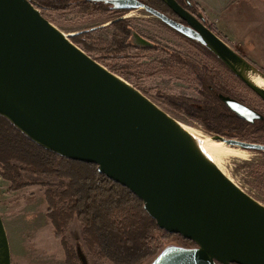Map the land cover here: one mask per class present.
<instances>
[{
  "label": "water",
  "instance_id": "1",
  "mask_svg": "<svg viewBox=\"0 0 264 264\" xmlns=\"http://www.w3.org/2000/svg\"><path fill=\"white\" fill-rule=\"evenodd\" d=\"M102 1L114 10L144 9L200 43L264 101V88L251 79L264 80V71L202 15L195 17L177 0H161L184 25L141 0ZM71 36L32 0H0V117L47 151L95 164L136 195L160 229L194 243L167 245L150 264H264V204L226 176L176 118ZM218 96L240 119H264L238 100ZM210 135L264 152V144ZM0 264H12L1 212Z\"/></svg>",
  "mask_w": 264,
  "mask_h": 264
},
{
  "label": "rangeland",
  "instance_id": "2",
  "mask_svg": "<svg viewBox=\"0 0 264 264\" xmlns=\"http://www.w3.org/2000/svg\"><path fill=\"white\" fill-rule=\"evenodd\" d=\"M54 1L56 8L36 7L66 35H72V42L141 90L172 117L211 137L205 130V122L185 112H178L167 104L168 100L177 99L183 104L187 103L186 109L199 110L208 103L209 92L205 85L198 87L191 82L193 78L189 69L192 70L193 67H186L183 57L197 53L195 49H200L197 43H191L189 38L186 37L190 40L187 41L179 36L144 9L113 13L112 6L90 2L93 0H74L72 4L62 8H58L60 2ZM186 1L184 6L191 5L190 0V4ZM42 3V0H39V4ZM191 6L199 17L202 15L207 19L204 11L193 4ZM235 8L232 13L234 8L227 11L226 19L230 20L231 26L229 37L232 39L225 41L264 71V0H238ZM209 21V18L208 21L205 20L210 29L211 25L216 27ZM202 53L204 54L203 51ZM201 55L196 57H202L204 63L212 65L210 59L205 58V54ZM179 56L184 64L179 65L176 62L175 59ZM217 72L213 81L219 84L221 89L264 111V101L255 92H251L246 85L234 76L227 75L219 67ZM7 133L5 123L0 120V148L6 147L10 150L11 136ZM251 139L252 141L248 142L264 143V135L260 133L253 134ZM225 147L236 152L247 151L248 156L244 158L228 155L222 166L234 183L264 204V152L226 144ZM13 151L14 154L20 153L19 149ZM31 177L37 181H54L46 176ZM10 188V182L0 176V212L11 245L12 264H65L62 245L53 232L52 224L46 218L45 188L34 185L15 192H11ZM67 236L71 246L81 251L88 264H112L108 260L97 261L92 258L77 219L71 222ZM158 237H162V234ZM170 244L193 246L170 238L154 256L141 264H150Z\"/></svg>",
  "mask_w": 264,
  "mask_h": 264
},
{
  "label": "trees",
  "instance_id": "3",
  "mask_svg": "<svg viewBox=\"0 0 264 264\" xmlns=\"http://www.w3.org/2000/svg\"><path fill=\"white\" fill-rule=\"evenodd\" d=\"M32 1L43 9L56 8L54 0H42V5L39 4V0ZM56 1L60 2L58 8H62L72 4L74 0ZM141 1L162 13L174 15L161 0ZM177 1L184 6L186 0ZM190 1L191 5L204 11L194 0ZM203 13L205 15V11ZM206 18L205 20L208 21L207 16ZM209 22L212 24L211 21ZM211 27L221 38L229 41L214 25ZM171 30L190 41L182 34ZM199 46L209 59H214L220 67L240 81L208 49ZM175 60L179 65L184 64L181 56ZM207 79L214 90L223 91L221 86L213 81L214 77L209 75ZM205 88L211 97L208 96V103L199 110L192 108L188 110L185 107L187 103L183 104L177 99L168 100L167 104L178 112H185L205 122V130L209 134L247 142L252 141L253 134L264 135V120L258 122L255 129L245 131L243 120L221 101L219 94L214 95L208 85H205ZM0 120L5 123L7 134L11 136V149L0 148V176L10 182L11 192L34 185L45 188L46 218L52 224L53 232L62 245L65 264H81L78 251L71 246L67 236L69 226L74 219L79 221L87 249L97 261L108 260L112 264H141L154 256L162 244L170 238L194 246L192 241L160 229L144 210L142 201L126 187L99 173L95 164L70 160L47 151L28 139L6 119L0 117ZM16 149L20 150L19 154H14L13 150ZM30 175L46 176L53 178L54 181H37ZM157 234H162V237H158Z\"/></svg>",
  "mask_w": 264,
  "mask_h": 264
},
{
  "label": "flooded vegetation",
  "instance_id": "4",
  "mask_svg": "<svg viewBox=\"0 0 264 264\" xmlns=\"http://www.w3.org/2000/svg\"><path fill=\"white\" fill-rule=\"evenodd\" d=\"M90 2H92V3H98V5L100 4H102V5H108V6H111L110 4H105L102 0H93V1H90ZM182 6H183V4H182ZM185 7V6H184ZM190 13H192L195 17H197V18H199L200 19V17L198 16V14H197V12L191 7V6H186L185 7ZM131 11H133V10H113V13L114 12H116V13H122V12H125V13H128V12H131ZM164 13V12H163ZM165 15H167L168 17H170V18H172V19H174L175 21H177V22H180V23H182V24H184V25H187V23L185 22V21H183L181 18H179L176 14H174V15H172V14H169V13H164ZM161 21V20H160ZM165 24V23H164ZM168 26V25H167ZM191 40V39H190ZM194 43H197V44H199V45H201L200 43H198V42H196V41H194V40H192ZM200 47V46H199ZM195 51L197 52V53H195V54H192L193 56H191V55H189V54H187V56L186 55H184L183 57H184V60H185V66L186 67H189V68H191V67H193L192 68V70H190L189 69V74H190V76L193 78L192 80H191V82H193V83H195L198 87H204V85H208L209 86V88L211 89V90H213V93H214V95H216L217 96V94H223V95H225V96H229V97H232V98H234V99H236V100H238L239 102H241V103H243V104H245V105H247V106H249V107H251L252 109H254V110H256V111H258L259 113H261L262 115H264V111H261V110H259L258 108H256V107H253L251 104H249V103H247V102H245L244 100H242L241 98H239V97H236L235 95H233L232 93H230L229 91H218V90H214L213 88H212V86H210V84L208 83V81H209V79H207L208 77H209V75L208 74H211L210 76H212V77H215V76H217V74H218V72H217V68L219 67V69H221L223 72H226L227 73V75L229 74L225 69H223L222 67H220L218 64H217V62H215V60L214 59H210V61L212 62V65H208L207 63H204V61H202V57L201 58H197L196 57V55H201V56H203L204 54L202 53V49H201V47H200V49L199 48H196L195 49ZM212 53V52H211ZM213 54V53H212ZM214 55V54H213ZM205 56V58H209V56H207V55H204ZM215 56V55H214ZM216 57V56H215ZM246 57V56H245ZM217 58V57H216ZM247 58V57H246ZM218 59V58H217ZM249 59V58H248ZM250 60V59H249ZM251 61V60H250ZM252 62V61H251ZM234 74V73H233ZM229 75H231V74H229ZM235 75V74H234ZM236 76V75H235ZM237 77V76H236ZM238 78V77H237ZM239 79V78H238ZM240 80V79H239ZM241 81V80H240ZM239 81V82H240ZM242 82V81H241ZM246 85V84H245ZM250 89V88H249ZM215 92H217V93H215ZM207 96H209V97H211L208 93H207ZM207 100H209V98L207 99ZM264 120V119H263ZM263 120H255L253 123H250V122H248V121H245V120H243V122H242V124L246 127L245 128V131H249V130H253V129H255L256 128V126L258 125V122H262ZM264 122V121H263ZM256 143V142H255ZM260 144H262V143H260Z\"/></svg>",
  "mask_w": 264,
  "mask_h": 264
},
{
  "label": "bare ground",
  "instance_id": "5",
  "mask_svg": "<svg viewBox=\"0 0 264 264\" xmlns=\"http://www.w3.org/2000/svg\"><path fill=\"white\" fill-rule=\"evenodd\" d=\"M251 79L255 82L259 87L264 88V80L256 75H251ZM179 121V120H178ZM180 124L190 133L196 141L198 142L201 150L204 154L210 158L221 170L229 177V175L224 171L222 162L228 155H237L241 158H244L246 155L245 151H231V149H227L225 144L221 141L214 140L212 137L207 136L205 134L200 133L194 126L183 123L179 121ZM233 150V149H232ZM230 178V177H229ZM231 179V178H230Z\"/></svg>",
  "mask_w": 264,
  "mask_h": 264
},
{
  "label": "crops",
  "instance_id": "6",
  "mask_svg": "<svg viewBox=\"0 0 264 264\" xmlns=\"http://www.w3.org/2000/svg\"><path fill=\"white\" fill-rule=\"evenodd\" d=\"M207 14L211 23L216 25V28L230 41L231 33L230 20L226 19L228 14L236 10L235 6L238 0H194ZM230 13V14H231ZM230 28V29H229Z\"/></svg>",
  "mask_w": 264,
  "mask_h": 264
}]
</instances>
